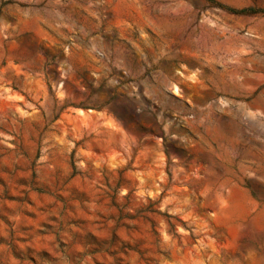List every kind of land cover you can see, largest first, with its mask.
<instances>
[{
    "label": "rangeland",
    "instance_id": "374dc122",
    "mask_svg": "<svg viewBox=\"0 0 264 264\" xmlns=\"http://www.w3.org/2000/svg\"><path fill=\"white\" fill-rule=\"evenodd\" d=\"M262 11L0 0V264H264Z\"/></svg>",
    "mask_w": 264,
    "mask_h": 264
},
{
    "label": "trees",
    "instance_id": "16d2710c",
    "mask_svg": "<svg viewBox=\"0 0 264 264\" xmlns=\"http://www.w3.org/2000/svg\"><path fill=\"white\" fill-rule=\"evenodd\" d=\"M244 11H246V10H244ZM246 12H251V13H253V12H256L254 9H247V11ZM262 12H264V11H262Z\"/></svg>",
    "mask_w": 264,
    "mask_h": 264
}]
</instances>
